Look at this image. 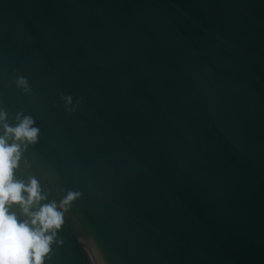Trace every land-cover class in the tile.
<instances>
[{
    "label": "water",
    "instance_id": "water-1",
    "mask_svg": "<svg viewBox=\"0 0 264 264\" xmlns=\"http://www.w3.org/2000/svg\"><path fill=\"white\" fill-rule=\"evenodd\" d=\"M0 112L44 264H264V0H0Z\"/></svg>",
    "mask_w": 264,
    "mask_h": 264
},
{
    "label": "clouds",
    "instance_id": "clouds-1",
    "mask_svg": "<svg viewBox=\"0 0 264 264\" xmlns=\"http://www.w3.org/2000/svg\"><path fill=\"white\" fill-rule=\"evenodd\" d=\"M17 83L26 85L27 81L21 77ZM4 116L5 113L0 112V119ZM17 119L20 120L19 115ZM33 123L31 117L25 116L15 127L4 124V135L0 136V264H44L55 235L54 232L52 235L47 233L59 229L63 223L55 202L30 211L33 205L45 199L35 179L27 185L15 179V170L21 160V143H34L38 135ZM73 198V194H69L63 203L67 204ZM15 204L20 205L30 220L21 222L9 212Z\"/></svg>",
    "mask_w": 264,
    "mask_h": 264
}]
</instances>
